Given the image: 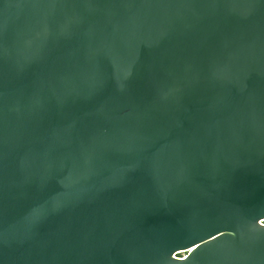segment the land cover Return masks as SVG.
Segmentation results:
<instances>
[{
    "label": "water",
    "instance_id": "obj_1",
    "mask_svg": "<svg viewBox=\"0 0 264 264\" xmlns=\"http://www.w3.org/2000/svg\"><path fill=\"white\" fill-rule=\"evenodd\" d=\"M263 220L264 0H0V264H264Z\"/></svg>",
    "mask_w": 264,
    "mask_h": 264
},
{
    "label": "rangeland",
    "instance_id": "obj_2",
    "mask_svg": "<svg viewBox=\"0 0 264 264\" xmlns=\"http://www.w3.org/2000/svg\"><path fill=\"white\" fill-rule=\"evenodd\" d=\"M187 254H188V251H181V252L177 253L176 256L183 257V256H186Z\"/></svg>",
    "mask_w": 264,
    "mask_h": 264
},
{
    "label": "built area",
    "instance_id": "obj_3",
    "mask_svg": "<svg viewBox=\"0 0 264 264\" xmlns=\"http://www.w3.org/2000/svg\"><path fill=\"white\" fill-rule=\"evenodd\" d=\"M261 223H263V224H264V220H263V221H261ZM183 257H184V256H183ZM183 257H182V258H183Z\"/></svg>",
    "mask_w": 264,
    "mask_h": 264
}]
</instances>
